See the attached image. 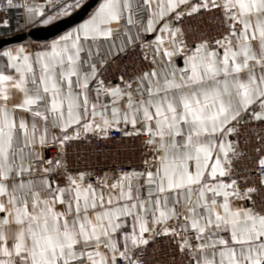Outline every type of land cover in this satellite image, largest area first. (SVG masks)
Masks as SVG:
<instances>
[{
	"label": "snow or ice",
	"instance_id": "1",
	"mask_svg": "<svg viewBox=\"0 0 264 264\" xmlns=\"http://www.w3.org/2000/svg\"><path fill=\"white\" fill-rule=\"evenodd\" d=\"M10 9L45 14L0 0V26ZM158 25L171 49L158 35L149 67L106 84L104 66ZM0 61V264H158L161 251L162 264H264V0H103L44 50ZM113 131L140 141L141 169L93 181L72 166L74 144Z\"/></svg>",
	"mask_w": 264,
	"mask_h": 264
},
{
	"label": "built area",
	"instance_id": "2",
	"mask_svg": "<svg viewBox=\"0 0 264 264\" xmlns=\"http://www.w3.org/2000/svg\"><path fill=\"white\" fill-rule=\"evenodd\" d=\"M40 0H34L38 3ZM80 1V0H79ZM76 0H63L60 4L56 5L50 10L51 16L57 15L59 8H66L67 10L75 11L77 6ZM3 19H8L9 24L7 27L0 26V39L9 38L17 34L28 33L37 23L38 16L36 15L32 21H27L23 9L4 10ZM145 38L137 41V46L132 48L126 54L113 57V62L106 64L102 70L100 78L106 84L112 85L120 84L119 77L122 71L126 70L131 74L135 70L146 69L149 67L148 62L144 60V55L149 57L153 54V49H146L140 47L144 45ZM127 78V76L125 77ZM95 82H93V85ZM92 85V86H93ZM256 122L252 124V131L248 134L250 143L247 145L249 158L245 160V164L250 169L249 175L255 176L257 169V153L255 148L259 146L258 140L255 138L254 133L257 131L255 127ZM130 130V127H129ZM112 139L110 141L97 140L93 135H88L87 141H81L69 149L70 162L73 167L80 170H87L93 172L91 179L94 181L97 175L102 174L103 171H116L118 168H123L125 171H130L133 168H142L143 150L140 148L139 140H132L131 138H122L120 133L113 131L111 133ZM242 147L245 145L242 143ZM46 158H54L57 155V148L55 145H49L45 151ZM153 247H156L155 245ZM158 264L169 259L163 254V251L155 254Z\"/></svg>",
	"mask_w": 264,
	"mask_h": 264
},
{
	"label": "crops",
	"instance_id": "3",
	"mask_svg": "<svg viewBox=\"0 0 264 264\" xmlns=\"http://www.w3.org/2000/svg\"><path fill=\"white\" fill-rule=\"evenodd\" d=\"M62 1L63 0H52V3L49 4V0H40L38 3H35V4L44 5V13L45 14H44V16L37 15L39 20L37 21L36 25L33 28L46 27V26H49V25L53 24L54 22H56V21H58L60 19H63V18L68 17L71 14L76 13L78 10H80V8L86 2H88L89 0H80L79 1V6H77V9L75 11H73V10H67V14H64L63 11H62L63 8H59L57 10V15L56 16H51L49 14L50 13V10L53 9L56 5L60 4ZM102 2H103V0H99L98 3L96 4V6H94L90 10V12L88 13V15L85 17V19L83 21H81L79 24L71 27V29L66 30L65 32H63L62 34H60L59 36H57L55 38H52V39H50L48 41H31V40H28V41H26L24 43H21V44H16V45L13 44L12 46L6 47V48H4L1 51L8 50V49L15 50V49H17L19 47H24L28 51H40V50H44L45 47L50 46L53 41H57L62 36L66 35V34H68L70 32H74L76 29L79 28L80 25H82L86 21H88L93 16V14L96 12V10L98 9L99 5ZM49 16L53 17V19L50 20L48 23H45L44 21L47 20ZM112 27L115 29L116 28V25L113 24ZM159 27L160 26L158 25L156 32H152V33H145L143 31L140 32V40H142V39L145 38L144 48H146L147 50L148 49L149 50L150 49H153V46L155 45V39H156V37L158 35L159 36H163L164 39H165V43L161 46V48L162 49H171V45L168 42L167 35L164 34V33H161L159 31ZM135 34H136L135 33V30H133L132 32L129 33V35H135ZM117 43H119V42H117ZM2 66H3V61H0V67H2ZM173 66H175L177 68H182L184 66V59H183V57H174L173 58ZM91 86L92 85H90V87ZM88 135H92V134L89 133ZM230 139H231V137H230Z\"/></svg>",
	"mask_w": 264,
	"mask_h": 264
},
{
	"label": "water",
	"instance_id": "4",
	"mask_svg": "<svg viewBox=\"0 0 264 264\" xmlns=\"http://www.w3.org/2000/svg\"><path fill=\"white\" fill-rule=\"evenodd\" d=\"M99 0H89L80 10L70 16L60 19L46 27L32 28L28 33H21L9 38L0 39V51L13 44H21L28 40L31 41H48L65 32L71 27L79 24L85 19L90 10L96 6Z\"/></svg>",
	"mask_w": 264,
	"mask_h": 264
}]
</instances>
